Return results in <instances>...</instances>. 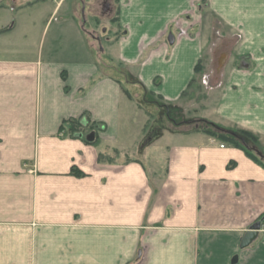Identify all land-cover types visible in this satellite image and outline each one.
I'll use <instances>...</instances> for the list:
<instances>
[{
  "label": "crops",
  "instance_id": "crops-1",
  "mask_svg": "<svg viewBox=\"0 0 264 264\" xmlns=\"http://www.w3.org/2000/svg\"><path fill=\"white\" fill-rule=\"evenodd\" d=\"M117 7L116 59L99 62L73 18L40 25L32 45L35 23L24 22L26 41L0 56V264H264V159L185 131L173 135L160 176L139 159L98 162L116 146L131 101L106 67L112 61L181 106L209 55L218 97L200 118L248 130L264 148V0ZM220 24L228 33L213 42ZM80 116L104 125L99 145L60 131ZM255 223V238L241 246Z\"/></svg>",
  "mask_w": 264,
  "mask_h": 264
},
{
  "label": "rangeland",
  "instance_id": "rangeland-1",
  "mask_svg": "<svg viewBox=\"0 0 264 264\" xmlns=\"http://www.w3.org/2000/svg\"><path fill=\"white\" fill-rule=\"evenodd\" d=\"M24 1L26 0H0V29L6 24L14 27V30L12 28L0 30V56L10 50L16 51L17 47L20 49L22 40L26 38H22L27 30L24 22L33 21L35 23L33 34L31 30L26 35L32 45L39 36L40 32H36V28L40 25L49 21L53 27L61 21L73 18L82 25V30L84 28L87 35L86 40L91 42L92 50L99 62L108 60L107 54L116 59L114 37L121 34L118 31L117 18H115L118 8L117 0H82L85 6H81L80 0H61L62 3H59L55 11H53V6L56 0H38L36 4L23 6ZM70 13L71 15H68ZM208 17L211 16L208 15ZM207 24L217 23L213 19ZM213 30V42H215L218 30L223 34L228 33V28L223 24H220L219 29ZM91 35L101 37V40ZM204 62L205 66L202 71L196 73L188 96L180 102L185 113L195 119L202 115L209 116L218 97V92H216L218 89L213 91V87L217 84L213 85L214 74L210 71L209 55L204 57ZM135 97L139 98V95ZM122 116L120 137L113 151H109V163L139 159L146 167H151L152 172H156L157 176L162 173L168 146L175 142L173 135L181 134L193 127V123L176 126L167 120L163 110L155 109L153 105L141 108L134 100L126 103ZM259 148L258 150L252 147L258 157L264 159V148H261L260 144Z\"/></svg>",
  "mask_w": 264,
  "mask_h": 264
},
{
  "label": "trees",
  "instance_id": "trees-1",
  "mask_svg": "<svg viewBox=\"0 0 264 264\" xmlns=\"http://www.w3.org/2000/svg\"><path fill=\"white\" fill-rule=\"evenodd\" d=\"M115 18H117V14ZM98 38L101 40V37ZM106 67L110 71L112 77H114L120 83L125 96L130 100H134L139 107L144 108L147 105H154L158 107V109L163 110L167 120L171 121L176 126L193 123V127L186 130V132L202 131L224 143L244 150L250 158L259 163H263V160L258 157V155L252 149V147L257 148L258 150L260 149L258 137L254 133L245 129H225L205 118L199 117L195 119L187 115V113H185L186 111H184L181 106L175 104V101L167 100L162 96L144 88L138 76L133 74L122 61L109 62ZM202 69L203 65L200 60V62H198V64L195 66V74L202 71ZM194 81L195 77L190 82L188 88L181 94L182 97L188 96L190 89L193 87ZM135 86L139 87L141 90L139 98L134 96L132 87ZM81 119L82 117L80 116L64 120L60 124V131H63L70 137H82L86 141H88L86 135L89 132H93L94 138L89 142L93 143L94 145H99L100 140L97 133L99 129L102 130L104 128V125H98L94 122H91L89 121V118L87 119L86 123L83 124ZM98 162H110L109 156L100 152L98 154ZM71 173L75 175H82V172L75 167H72Z\"/></svg>",
  "mask_w": 264,
  "mask_h": 264
},
{
  "label": "water",
  "instance_id": "water-1",
  "mask_svg": "<svg viewBox=\"0 0 264 264\" xmlns=\"http://www.w3.org/2000/svg\"><path fill=\"white\" fill-rule=\"evenodd\" d=\"M173 38L171 37V40H172ZM87 140H89V141H91V140H93V138H94V135L91 133V134H89L87 137ZM259 228V224L258 223H255L253 226H252V228H251V230L250 231H248L244 236H243V238H242V240H241V246H246V245H248L254 238H255V236H256V229H258Z\"/></svg>",
  "mask_w": 264,
  "mask_h": 264
},
{
  "label": "flooded vegetation",
  "instance_id": "flooded-vegetation-1",
  "mask_svg": "<svg viewBox=\"0 0 264 264\" xmlns=\"http://www.w3.org/2000/svg\"><path fill=\"white\" fill-rule=\"evenodd\" d=\"M80 1H81V6H85V5L83 4L82 0H80ZM117 5H118V0H117ZM105 9H106V7H105ZM82 12H84V11H82ZM91 36H94V35H91ZM94 37H96V36H94ZM96 38H98V37H96Z\"/></svg>",
  "mask_w": 264,
  "mask_h": 264
},
{
  "label": "built area",
  "instance_id": "built-area-1",
  "mask_svg": "<svg viewBox=\"0 0 264 264\" xmlns=\"http://www.w3.org/2000/svg\"><path fill=\"white\" fill-rule=\"evenodd\" d=\"M207 80H209L208 78H206ZM221 147L223 146V144L220 145Z\"/></svg>",
  "mask_w": 264,
  "mask_h": 264
}]
</instances>
